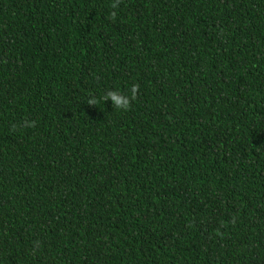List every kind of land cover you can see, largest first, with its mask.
<instances>
[{
  "label": "trees",
  "instance_id": "16d2710c",
  "mask_svg": "<svg viewBox=\"0 0 264 264\" xmlns=\"http://www.w3.org/2000/svg\"><path fill=\"white\" fill-rule=\"evenodd\" d=\"M112 2L0 0V264H264V0Z\"/></svg>",
  "mask_w": 264,
  "mask_h": 264
},
{
  "label": "clouds",
  "instance_id": "9594fccd",
  "mask_svg": "<svg viewBox=\"0 0 264 264\" xmlns=\"http://www.w3.org/2000/svg\"><path fill=\"white\" fill-rule=\"evenodd\" d=\"M118 2L119 0H113L111 8H117ZM111 16L115 17L116 12L113 11ZM137 87L138 86L136 84H132L127 94L120 92L118 89H109L98 98L93 96L89 102L95 105L101 102L104 103L106 100L110 99L112 101V107H114L116 110L128 111L131 107L132 101L135 99Z\"/></svg>",
  "mask_w": 264,
  "mask_h": 264
}]
</instances>
